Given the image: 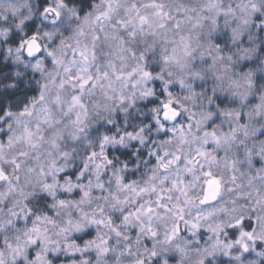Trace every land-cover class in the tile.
I'll use <instances>...</instances> for the list:
<instances>
[{
	"label": "clouds",
	"instance_id": "clouds-1",
	"mask_svg": "<svg viewBox=\"0 0 264 264\" xmlns=\"http://www.w3.org/2000/svg\"><path fill=\"white\" fill-rule=\"evenodd\" d=\"M0 264H264V0H0Z\"/></svg>",
	"mask_w": 264,
	"mask_h": 264
}]
</instances>
